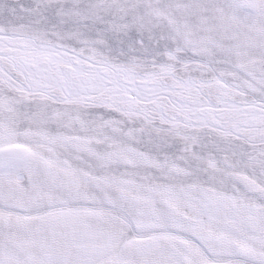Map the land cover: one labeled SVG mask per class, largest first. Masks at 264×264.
Segmentation results:
<instances>
[{
  "label": "snow or ice",
  "instance_id": "6c2138e0",
  "mask_svg": "<svg viewBox=\"0 0 264 264\" xmlns=\"http://www.w3.org/2000/svg\"><path fill=\"white\" fill-rule=\"evenodd\" d=\"M0 264H264V0H0Z\"/></svg>",
  "mask_w": 264,
  "mask_h": 264
}]
</instances>
